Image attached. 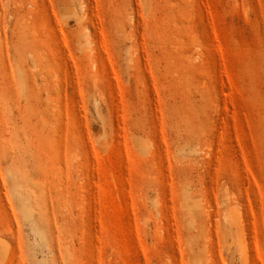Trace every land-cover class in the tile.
<instances>
[{
	"label": "rangeland",
	"instance_id": "1",
	"mask_svg": "<svg viewBox=\"0 0 264 264\" xmlns=\"http://www.w3.org/2000/svg\"><path fill=\"white\" fill-rule=\"evenodd\" d=\"M0 264H264V0H0Z\"/></svg>",
	"mask_w": 264,
	"mask_h": 264
}]
</instances>
